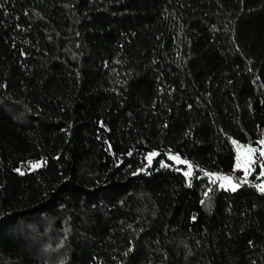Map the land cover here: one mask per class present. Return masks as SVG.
Listing matches in <instances>:
<instances>
[{
    "label": "trees",
    "instance_id": "trees-1",
    "mask_svg": "<svg viewBox=\"0 0 264 264\" xmlns=\"http://www.w3.org/2000/svg\"><path fill=\"white\" fill-rule=\"evenodd\" d=\"M232 141L264 142V0H0V264H264L260 179L201 176Z\"/></svg>",
    "mask_w": 264,
    "mask_h": 264
},
{
    "label": "rangeland",
    "instance_id": "rangeland-1",
    "mask_svg": "<svg viewBox=\"0 0 264 264\" xmlns=\"http://www.w3.org/2000/svg\"><path fill=\"white\" fill-rule=\"evenodd\" d=\"M232 145L236 155L237 170L240 174L236 177L228 176L220 173L206 172L202 173V178H206L210 183L215 184L220 190L236 192L242 187V184L248 183V181L255 176L256 179H260L257 184V190L264 194V143L260 142V148H255L251 145H243L238 142L232 141ZM254 149L255 151L249 153L248 149ZM154 155L148 157V161L152 159ZM171 157H176L179 159V163L176 159ZM166 158L169 162L176 167L178 172L185 175L186 178H191L193 174V166L191 162L177 154L167 153ZM251 160V163H249ZM239 165V166H238ZM247 173V174H246ZM233 187L235 190H233Z\"/></svg>",
    "mask_w": 264,
    "mask_h": 264
},
{
    "label": "snow or ice",
    "instance_id": "snow-or-ice-1",
    "mask_svg": "<svg viewBox=\"0 0 264 264\" xmlns=\"http://www.w3.org/2000/svg\"><path fill=\"white\" fill-rule=\"evenodd\" d=\"M262 143H264V142H262ZM253 151H255L254 149H248V152L249 153H251V152H253ZM261 155H264V152H262L261 153ZM172 159H176L177 160V162L179 163L180 161H179V159L178 158H176V157H171ZM249 163H251V160H249ZM239 166V165H238ZM33 167H39V165H33ZM22 174V173H21ZM247 174V173H246ZM262 175H264V173H261ZM233 190H235V188L233 187ZM262 190H264V189H262Z\"/></svg>",
    "mask_w": 264,
    "mask_h": 264
}]
</instances>
